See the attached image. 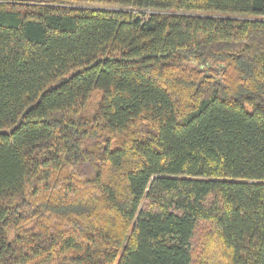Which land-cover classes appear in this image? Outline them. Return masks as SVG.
<instances>
[{
	"label": "trees",
	"instance_id": "16d2710c",
	"mask_svg": "<svg viewBox=\"0 0 264 264\" xmlns=\"http://www.w3.org/2000/svg\"><path fill=\"white\" fill-rule=\"evenodd\" d=\"M0 264H264V0H0Z\"/></svg>",
	"mask_w": 264,
	"mask_h": 264
},
{
	"label": "rangeland",
	"instance_id": "374dc122",
	"mask_svg": "<svg viewBox=\"0 0 264 264\" xmlns=\"http://www.w3.org/2000/svg\"><path fill=\"white\" fill-rule=\"evenodd\" d=\"M219 14H221V13H219ZM227 15H233V14L228 13Z\"/></svg>",
	"mask_w": 264,
	"mask_h": 264
}]
</instances>
